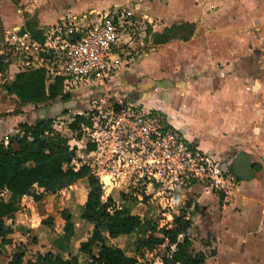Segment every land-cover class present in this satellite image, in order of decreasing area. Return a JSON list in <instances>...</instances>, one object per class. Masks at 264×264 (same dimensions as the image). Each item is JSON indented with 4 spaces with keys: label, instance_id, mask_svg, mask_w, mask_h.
I'll list each match as a JSON object with an SVG mask.
<instances>
[{
    "label": "crops",
    "instance_id": "1",
    "mask_svg": "<svg viewBox=\"0 0 264 264\" xmlns=\"http://www.w3.org/2000/svg\"><path fill=\"white\" fill-rule=\"evenodd\" d=\"M29 1L0 0V142L12 143L13 146H16L15 136L21 123L35 122L36 116L42 118L58 114V119H54L55 128L64 133L61 129L62 119L66 115L72 114L74 115L70 119L72 121L85 109L83 107L81 110L77 109L80 106L72 105L74 101L57 100L50 101L48 104L42 103L47 107L41 108L35 113L30 110L35 105L23 104L17 95L10 94L6 90L5 86L14 81L17 73L28 67H38L44 64L40 55H22L14 51L17 36L20 37L25 32L31 35V32L26 30L28 18H35L37 20L36 29H44L47 32L65 15L80 17L90 13H104L103 7L108 2V0H96L93 3H87L84 0H51L53 2L52 10L45 12L40 4L35 5ZM65 2H72V6L60 8V5ZM118 3L120 2L114 3L112 7L120 8ZM112 7L110 8L113 9ZM89 8L90 10H88ZM78 9L81 11L78 12ZM121 9H125V7ZM133 9L136 13H142L141 15L144 17L145 41L147 38L149 40L152 33L162 32L166 27L185 21L193 23L195 30L189 39L174 38L169 42L158 43L157 47L149 48L150 51L143 52L137 59H127L123 55L126 46L131 47L132 45L131 30L137 22L135 14H132L122 29L126 31V34L121 36L125 43L119 55L121 65L116 75L105 85L89 86L90 89L85 100L88 99V93L91 91L97 93L109 90L124 92L130 99L139 102L144 107L163 113L188 141L218 158L230 172L235 156L242 150L247 151L254 167V179L246 181L237 178V188L230 193L233 195L232 198L229 202H223L219 206L222 208L221 212L228 215L227 229H218L221 234H227V244L222 247L218 246L217 249L213 246L215 250L207 252V249H211L212 246L198 248L195 246L194 240L191 239L195 251L207 253L205 264L211 257L220 258V254L224 250L227 251L228 264H264V154H262L264 148L260 147L261 158L256 159L254 151L251 150L254 140L252 132L255 127L251 122V112L246 108L237 107L235 99L232 98L230 101L225 99L226 93L230 92L227 89L231 90L234 87L236 77H239V83H243V80L249 81L244 78L245 71L250 69L252 62L259 59L262 54L260 43L263 40L261 33L264 28V0H155L154 4L139 2ZM204 14L207 15L204 18L207 21L205 25L212 28L210 32L207 30V33L209 32L207 36H201L203 27L200 25ZM48 19L54 22H47ZM251 25L253 28H250ZM153 49L156 50L151 51ZM116 51H118V44ZM215 66L224 67L221 72L223 77L216 78L213 75H206L207 86H202L201 73L215 69ZM242 86L247 89L251 88L249 83L247 85L243 83ZM222 93L225 97L222 96ZM78 94L80 97V93ZM217 96L222 98L220 104L215 101ZM72 97L75 98L73 93ZM249 98V92L241 91L242 104H246ZM66 107H69L67 112H65ZM261 112L263 115L264 111L261 110ZM262 120L264 121V117ZM67 128L70 130L68 126ZM259 128L261 132L264 131V123ZM70 131L72 132L70 143L76 152L74 165L75 168H78L85 164L90 149L86 148L85 139L82 142H77L72 138L74 131ZM256 156L259 155L256 153ZM116 190L117 192H115ZM130 190L123 185L113 186L107 190L103 189V199L112 196L117 207H127L132 213L138 214L142 220V226L137 230L121 227L117 235L113 237L110 236L107 226L103 227L101 232L106 244L119 246L126 254L137 256L139 241L146 240L151 236L150 226L157 225L159 228L164 225L156 221H152L150 224V222H146L149 218L144 219L146 212L149 211V200L155 198L152 195L151 186H145L141 189V193L134 194ZM82 191V198L78 201V213L82 215V211L86 208L88 192L86 179H80L70 187L49 195L64 193L69 195L67 196L70 197L68 198L70 200L71 198L75 199ZM204 191L205 197L210 195L212 198L220 199L212 191ZM142 193L149 196L147 203L143 205L142 203L147 197L143 195V198ZM131 194L136 196L135 200L140 199V202L135 203L130 197ZM37 202L33 197L25 195L20 201V208L4 218L7 228L11 226L19 230L21 216L28 214V208L35 206ZM70 207V205L61 207V215L64 220L69 216L75 226L77 224L73 220L74 213L68 209ZM45 214L50 215V213ZM168 216L173 218L174 211L168 213ZM172 218L169 220L170 222H167L168 226H171ZM8 219L10 225L7 222ZM90 226L91 235L87 241L92 244L90 246L92 251L97 252L99 245L95 243L94 239L96 231L92 225ZM218 234L216 235L219 239ZM157 245H164L167 250V242ZM3 246L5 245L1 242L0 249H3ZM174 247L175 245L170 246L171 249ZM155 248L153 251H146L145 256L155 254ZM78 249V253L74 255L78 256V264H86L89 254L80 247ZM82 258L83 260H81ZM160 259L162 260V258Z\"/></svg>",
    "mask_w": 264,
    "mask_h": 264
},
{
    "label": "built area",
    "instance_id": "2",
    "mask_svg": "<svg viewBox=\"0 0 264 264\" xmlns=\"http://www.w3.org/2000/svg\"><path fill=\"white\" fill-rule=\"evenodd\" d=\"M92 14L61 17L42 40L25 32L17 36L14 51L40 55L52 77H65L68 91L79 85H105L121 65L116 46L132 14L119 7L98 12L94 20ZM88 96L90 106L81 114L89 122L81 123L80 131L93 147L85 164L104 190L150 185L152 195L169 200L173 208L176 193L197 184L212 192L237 188V178L222 162L188 141L159 110L144 107L124 92L91 91Z\"/></svg>",
    "mask_w": 264,
    "mask_h": 264
},
{
    "label": "trees",
    "instance_id": "3",
    "mask_svg": "<svg viewBox=\"0 0 264 264\" xmlns=\"http://www.w3.org/2000/svg\"><path fill=\"white\" fill-rule=\"evenodd\" d=\"M36 25L35 18H28L26 30L31 32L33 38L42 40L45 30L36 29ZM194 30L195 25L185 21L152 34L156 42L165 43L174 38L189 39ZM64 80L65 77L61 75L52 77L47 66L41 65L20 71L5 88L8 93L17 95L23 104L40 105L57 100L69 102L73 98L72 92L65 89ZM88 122L85 115L79 114L69 122L68 127L80 131V124ZM15 138L16 146L0 142V245L8 234L4 218L20 208V201L25 195L41 201L46 195L68 188L80 179L87 180L85 213L88 220L106 219L111 237L117 235L121 227L137 230L142 226L138 214L132 213L127 207H117L112 196L103 199V186L87 164L75 168V148L70 143V137L55 128L52 116L38 118L32 123H21ZM85 146L88 150L93 147L89 142ZM191 227L192 221L186 212H174L171 226H150L151 236L139 241L137 256L126 254L119 246L106 244L95 234L98 251L93 252L90 247L92 244L88 242L82 248L89 254L86 264H137L140 258L145 257L146 251H153L157 244L164 242H167V255L162 257L164 264H205L207 253L195 251L189 235ZM64 234L67 239L74 235V225L69 216L65 219ZM171 245H175L174 249L170 248ZM24 260L25 252L18 251L14 253L10 264H24ZM78 263V256L63 261L52 250L39 252L32 261V264Z\"/></svg>",
    "mask_w": 264,
    "mask_h": 264
},
{
    "label": "rangeland",
    "instance_id": "4",
    "mask_svg": "<svg viewBox=\"0 0 264 264\" xmlns=\"http://www.w3.org/2000/svg\"><path fill=\"white\" fill-rule=\"evenodd\" d=\"M87 3H93L96 0H84ZM100 1V0H99ZM155 0H120V1H114V0H108L107 3H105V6L103 7V12H107L110 10L114 3H118L120 8H124L125 10H130L131 14H135V17L137 19L136 25L132 27V45L131 47L126 46V50L124 53V57L137 59L139 55L143 54V52L149 50V48H155L158 46V42L154 40V35L152 34L147 40H144V23H143V16L142 13L138 12L136 13L134 11V7L137 3H152L154 4ZM18 3V2H17ZM29 3H34L35 5L40 4V7L47 12L48 10H52V3L51 0H30ZM28 3V4H29ZM64 6L66 8L72 6V2H65L63 5H60V8ZM39 7V8H40ZM38 8V9H39ZM59 8V7H58ZM114 8V7H112ZM127 8V9H126ZM132 10H131V9ZM90 10V8L88 9ZM93 10V8H92ZM81 11V9H78V12ZM49 12V11H48ZM134 12V13H133ZM57 14V13H56ZM98 15L92 14L91 19H96ZM207 17V15L204 14L203 19L201 20V25L203 27V34L201 36H207L209 32L212 30L211 27L206 26L205 23L207 22L204 18ZM49 20V19H48ZM53 23L54 21H47ZM264 27V26H263ZM250 28H253L251 25ZM207 30L209 32L207 33ZM123 34H126V31L122 30L120 32V38L118 41V55H120L121 50L123 48V45L125 41L121 38ZM262 43L261 44V52L260 58L257 60H254L251 64V68L246 70V74L244 75V78L249 81H244L243 83L247 85L248 83L251 84V88L247 89L243 87V83H239V77H236V82L234 84V87H232L231 90L227 89L228 93H226L227 97L226 100L230 101V99L236 100V106L248 110L251 112L252 115V125H253V144L252 149L255 153V158L260 159L261 157V151L260 147L264 148V131H260L259 127H262V124L264 121L262 118L264 117V114L261 115V110L264 111V28L262 30ZM180 39V38H179ZM129 40V41H130ZM172 40V39H171ZM169 40V41H171ZM168 41V42H169ZM149 43V45H148ZM161 45V44H160ZM156 49H153L151 51H155ZM158 50V49H157ZM150 51V50H149ZM131 65V63H129ZM127 66V64H126ZM224 70V67L222 66H215V69H212L210 71H204L201 73L200 76L201 84L202 86H207V83H205L206 75H213V77L221 78V72ZM224 74H226L224 72ZM228 75V74H227ZM223 77V76H222ZM133 80V78H132ZM99 82H96V85H98ZM101 84V83H100ZM80 88H74L71 89V92L74 94V97L72 101H74L72 105L80 106L79 110L85 108L83 111L87 109L86 106H90L88 104V100L86 99L87 92L89 91L90 87L85 85H79ZM93 89V88H92ZM81 90V91H79ZM226 90V91H227ZM246 90V93L249 92L250 98L249 101L246 104H242V100L240 99L241 91ZM70 91V90H69ZM79 91V92H78ZM80 93V97L79 94ZM223 94V93H222ZM223 97L224 94L222 95ZM222 98L217 96L215 98V101L220 104ZM86 101V102H84ZM84 103V104H83ZM87 103V104H86ZM229 105L231 106L230 102ZM47 107L46 104H40L35 105V107H31L30 110L37 111L41 108ZM70 107V106H69ZM69 107L65 108L66 111L69 110ZM75 109V108H73ZM69 114H71L69 112ZM58 114H54L52 117L55 119H58ZM74 115H66L64 119H62L61 123V129H63V134L70 137L72 132L68 130L67 126L69 122H71V118ZM38 119L39 117L36 116ZM72 138L76 140L77 142H82L84 140V137L80 133L79 130H76L73 132ZM256 147V148H255ZM259 148V151L257 149ZM256 153L259 156H256ZM264 154V151L262 152ZM141 187L139 188H131L130 191H133L135 193H141ZM204 191V185L197 184L194 189L192 190H184L179 191L176 193L177 197L174 200V207L170 208L168 207L169 200L162 199L155 197L153 200H149V211L146 212V215L144 216V219L149 218L146 220V222L156 221L159 224L168 225V221L171 220L172 217L168 216V213L178 212L181 210L182 212H186L187 216L192 221V227L189 229L190 236L195 242V246L198 248H205V246L210 245L212 246L211 249H207V252L213 251V249L218 246H225L228 242L227 234H221L220 228L227 229V213H222L219 206L221 203H227L232 198L231 192L224 193L222 191H215L213 192L218 196L220 199L212 198L209 196L205 197L206 193ZM70 192V191H69ZM117 192V190L115 191ZM5 195H7L5 193ZM68 194L64 193H58L57 195H46L42 201H38L35 206H31L28 208V214H23L20 218L21 227L19 228H12L9 226L8 228V234L3 239V249H0V264H10V261L14 255L15 252L18 251H24L25 252V260L24 264H32V261H34L35 256L40 252L44 253L47 250H52L55 253H58L60 258L63 259V261L68 260L72 256L76 255L78 248H83L87 244V239L91 235V226L93 229H95L96 234H98L102 239V232L101 229L103 227H106V219L100 218L99 220H88L86 217V208L82 211V215L78 213L79 205L78 201L81 200L83 191L76 196L75 199H68L70 197L67 196ZM143 195H146L145 193H142ZM204 195V197H203ZM131 199L138 203L140 202V199H136L135 195H130ZM138 197V196H137ZM146 199L142 203H147V200L149 199V196L146 195ZM144 198V197H143ZM228 200V201H227ZM64 205V206H63ZM66 205H70L71 207L68 208L72 210L73 214V220L77 224L74 226V235L71 236V238L67 239L64 234V218L61 215V207H65ZM143 211V210H140ZM26 213V211H25ZM45 213H50V215H46ZM145 213V212H144ZM45 214V216H44ZM85 214V215H84ZM226 220H225V218ZM8 224L10 225V220L8 219ZM170 222V221H169ZM224 222V223H223ZM158 224V225H159ZM20 226V225H19ZM219 229V230H218ZM17 230V231H16ZM211 232V233H210ZM219 232V234H218ZM219 235V239L217 238V235ZM96 242V241H95ZM14 244V245H13ZM78 245V247H77ZM196 247V248H197ZM221 249V248H220ZM69 253V255H68ZM154 253L152 256H145L143 258H140L137 264H152L156 259L161 260L164 255H167V250L164 245H157V247L154 250ZM227 251L224 250L220 254V258H210V260L207 261L206 264H228L227 259ZM28 260V261H27ZM83 260V258L81 259ZM162 261V260H161ZM158 264H161V262H158Z\"/></svg>",
    "mask_w": 264,
    "mask_h": 264
},
{
    "label": "water",
    "instance_id": "5",
    "mask_svg": "<svg viewBox=\"0 0 264 264\" xmlns=\"http://www.w3.org/2000/svg\"><path fill=\"white\" fill-rule=\"evenodd\" d=\"M231 165V172L236 178L246 181L254 179V167L247 151L242 150L239 152Z\"/></svg>",
    "mask_w": 264,
    "mask_h": 264
}]
</instances>
